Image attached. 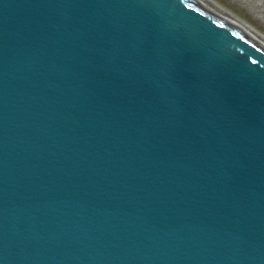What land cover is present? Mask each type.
<instances>
[{
    "label": "water",
    "instance_id": "obj_1",
    "mask_svg": "<svg viewBox=\"0 0 264 264\" xmlns=\"http://www.w3.org/2000/svg\"><path fill=\"white\" fill-rule=\"evenodd\" d=\"M0 264H264V48L194 0H0Z\"/></svg>",
    "mask_w": 264,
    "mask_h": 264
},
{
    "label": "bare ground",
    "instance_id": "obj_2",
    "mask_svg": "<svg viewBox=\"0 0 264 264\" xmlns=\"http://www.w3.org/2000/svg\"><path fill=\"white\" fill-rule=\"evenodd\" d=\"M204 9L211 12L214 16L218 17L220 21L228 25L229 27L235 28L236 30L247 35L250 39L257 42L264 48V30L246 19L243 16L238 15L232 9L228 8L225 4L219 0H194ZM226 4L238 9L243 8L248 12L254 19L259 20L261 25L264 23V0H223ZM242 14V13H241ZM252 18V19H253ZM253 22V21H252Z\"/></svg>",
    "mask_w": 264,
    "mask_h": 264
},
{
    "label": "rangeland",
    "instance_id": "obj_3",
    "mask_svg": "<svg viewBox=\"0 0 264 264\" xmlns=\"http://www.w3.org/2000/svg\"><path fill=\"white\" fill-rule=\"evenodd\" d=\"M221 3L225 4L228 8L232 9L233 11H235V13H237L238 15H241L243 16L244 19H246L247 21H249L250 23L256 25L258 27V29L260 28L261 31L264 30V23L261 24V25H257L259 22V20L257 19H254L248 12L245 11V9L243 8H239L236 9L234 7H232L231 5L229 4H226L223 0H219ZM226 1V0H225ZM242 13V14H241ZM253 18V19H252ZM253 21V22H252ZM264 32V31H263Z\"/></svg>",
    "mask_w": 264,
    "mask_h": 264
}]
</instances>
